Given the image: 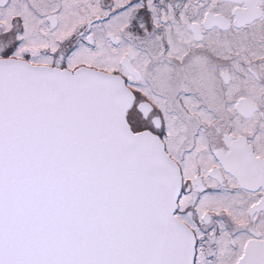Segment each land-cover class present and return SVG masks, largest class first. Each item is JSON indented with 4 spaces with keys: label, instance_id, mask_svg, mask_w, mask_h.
<instances>
[{
    "label": "snow or ice",
    "instance_id": "6c2138e0",
    "mask_svg": "<svg viewBox=\"0 0 264 264\" xmlns=\"http://www.w3.org/2000/svg\"><path fill=\"white\" fill-rule=\"evenodd\" d=\"M0 264H264V0H0Z\"/></svg>",
    "mask_w": 264,
    "mask_h": 264
}]
</instances>
